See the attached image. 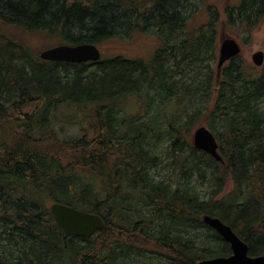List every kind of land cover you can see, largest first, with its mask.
Segmentation results:
<instances>
[{"label": "trees", "instance_id": "trees-1", "mask_svg": "<svg viewBox=\"0 0 264 264\" xmlns=\"http://www.w3.org/2000/svg\"><path fill=\"white\" fill-rule=\"evenodd\" d=\"M240 3L228 8L227 23L237 21L250 34L264 17V0ZM206 8L208 23L190 29L195 13L185 15L183 0H0V25L20 31L15 36L0 28V264H125L131 256L147 255L170 264H197L229 257L230 247L203 223L205 215L229 225L251 256L264 255L259 108L264 66L235 67L239 57L232 60L220 76L231 85L230 95L212 91L210 109L196 111L183 126L171 129L173 155L190 152L184 158L187 167L180 166L183 176L197 172L206 180L209 169L215 191L208 202L185 186L171 192L152 182L149 171L160 161L147 149L149 121L136 125L140 117H114L131 99L143 100L147 109L150 103L140 93L151 85L158 98H165L157 63L161 53L172 57L179 52L196 65L215 52L219 14ZM43 35L59 38L61 45L98 47L118 39L137 44L143 35H152L158 49L149 58L120 54L97 63L47 62L40 54L52 47L33 51L25 40ZM183 95L174 97L178 107ZM60 109L81 111L71 115L79 120L78 135L59 138L54 124L62 123ZM217 118L225 125L215 134L224 166L192 142L193 127ZM39 196L99 215L105 229L91 238L67 236ZM156 220L170 222L171 229L155 226ZM175 225L208 229L222 247L198 254L192 242L174 236Z\"/></svg>", "mask_w": 264, "mask_h": 264}, {"label": "rangeland", "instance_id": "rangeland-1", "mask_svg": "<svg viewBox=\"0 0 264 264\" xmlns=\"http://www.w3.org/2000/svg\"><path fill=\"white\" fill-rule=\"evenodd\" d=\"M183 2L186 16H192L195 13L189 22L190 29L204 26L208 23L211 12H208L206 7L210 6L218 12L219 21L215 26L217 29L215 52H210L206 57L203 56L201 61L197 62L196 65H192L189 60H182L179 52L172 57L161 53L157 59V63L163 69L162 75L167 90V93L164 94L165 98L163 100L158 98L156 86L151 85L149 89L146 88L140 93V95L145 96L146 102L148 100V103H150L147 109L143 108L147 105L144 104L143 100L131 99L125 104L124 109L120 108L116 110L114 117L116 119L125 117L135 119L140 117L136 125H141L149 121L148 124L151 128V134L148 135L149 145L147 149L153 157L160 161L156 168H152L149 171L152 182L163 183L171 192L175 191L179 186H185L201 202H208L215 191L214 185L208 180L210 177L209 169H206L208 171L206 180L200 178L197 172H193L191 177L183 176L180 166L185 164L187 167V162L184 158L190 152L184 154L177 152L176 155H173L171 147L174 140L170 132L172 127L177 129L183 126L188 121V116L194 114L196 111L204 112L206 109H210L215 96L211 94L212 91L219 90L223 94L227 93V95H230L228 92H230L229 88L231 85L224 81L223 77L218 78L219 84L214 86L221 38L230 37L235 39L241 46L242 52L240 57L234 62L235 67L244 65L255 68L252 63V56L259 51L264 52V17L249 34L243 31V27L238 25L237 21H235V25L233 26L227 23L228 18L226 12L228 8L237 7L241 4V0H183ZM255 21L256 16H252V22ZM0 28L5 29L9 35L17 36L20 34V31L14 26L4 28L0 25ZM183 39V34L178 35V40ZM25 40L31 41L30 46L33 51L40 50L43 47H55L62 44L59 38L46 35L41 37L33 36V38L25 37ZM133 42V40H129L127 42L129 46H126L127 43L120 39L107 42L99 47L103 54L102 60L120 54H126V57L130 59L138 57L149 58L154 53L156 55L158 43L152 35H143L137 44H133ZM228 65L226 64L224 68L229 67ZM182 94H184L181 97V100H183L182 105L178 107L179 99H174V97ZM259 108L263 123L262 131L264 130V98L259 101ZM60 110L57 114L60 115L61 113L62 123L54 124V129L58 132L61 131L58 135L59 138L63 140L70 136L78 135L79 127L76 123L79 120H76L71 115H78L81 111L71 110V113L67 114L68 111ZM67 123L72 124L69 126ZM209 123L207 121L200 122L197 126L193 127L192 136L196 128L202 124L207 126L214 135L224 132L225 125L219 118L213 122L211 121V124ZM39 198V203L46 208L50 207L51 202L47 200L48 198H42L40 196ZM143 212L147 218H151L153 215L150 210L145 209ZM154 225H159L163 228L165 226V229H171L172 224L170 222L156 220ZM212 233L205 228H184L179 225H175V232H173L174 236L180 237L183 241L192 242L198 254H203V251L206 250H217L219 247H222V243L214 239ZM125 264H170V262L156 255H147L144 257L131 256Z\"/></svg>", "mask_w": 264, "mask_h": 264}, {"label": "water", "instance_id": "water-1", "mask_svg": "<svg viewBox=\"0 0 264 264\" xmlns=\"http://www.w3.org/2000/svg\"><path fill=\"white\" fill-rule=\"evenodd\" d=\"M242 52L240 44L230 37L220 40L219 57L217 64V78H220L225 65L240 57ZM40 58L47 62H63L70 64L97 63L102 59L101 49L94 44L78 46L59 45L44 50ZM255 67L264 65V52L259 51L252 56ZM193 146L196 150L206 153L222 166L224 159L219 152V143L215 135L203 124L196 128L192 136ZM49 210L57 221L62 232L75 238H91L97 232L105 229V221L99 215L77 210L71 206L53 203ZM203 223L217 233L231 249L229 257H220L203 260L197 264H264L263 256H251L249 246L234 232V230L221 219L203 216Z\"/></svg>", "mask_w": 264, "mask_h": 264}]
</instances>
